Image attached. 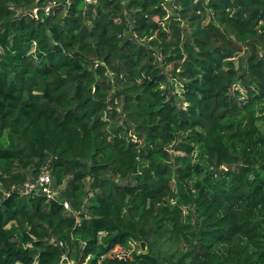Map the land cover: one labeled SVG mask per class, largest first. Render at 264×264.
Instances as JSON below:
<instances>
[{
    "label": "trees",
    "instance_id": "16d2710c",
    "mask_svg": "<svg viewBox=\"0 0 264 264\" xmlns=\"http://www.w3.org/2000/svg\"><path fill=\"white\" fill-rule=\"evenodd\" d=\"M260 121L264 0H0V264H264Z\"/></svg>",
    "mask_w": 264,
    "mask_h": 264
},
{
    "label": "built area",
    "instance_id": "2783aa9c",
    "mask_svg": "<svg viewBox=\"0 0 264 264\" xmlns=\"http://www.w3.org/2000/svg\"><path fill=\"white\" fill-rule=\"evenodd\" d=\"M92 0H86L91 2ZM49 7H47V10ZM53 181L51 172L48 169H42L38 176L23 186V193L29 194L32 192L40 191L48 197H55L57 192L53 189Z\"/></svg>",
    "mask_w": 264,
    "mask_h": 264
},
{
    "label": "rangeland",
    "instance_id": "374dc122",
    "mask_svg": "<svg viewBox=\"0 0 264 264\" xmlns=\"http://www.w3.org/2000/svg\"><path fill=\"white\" fill-rule=\"evenodd\" d=\"M259 126H261L264 129V121H260L259 122ZM261 213H264V208H261ZM131 248L137 252H143L146 251V246L143 244H139V243H131L130 244ZM114 255H119L122 257H128L129 256V251L123 249V248H117L114 251Z\"/></svg>",
    "mask_w": 264,
    "mask_h": 264
},
{
    "label": "water",
    "instance_id": "95a60500",
    "mask_svg": "<svg viewBox=\"0 0 264 264\" xmlns=\"http://www.w3.org/2000/svg\"><path fill=\"white\" fill-rule=\"evenodd\" d=\"M62 263H63V264H70V263L68 262V259H67V258H64V259L62 260Z\"/></svg>",
    "mask_w": 264,
    "mask_h": 264
}]
</instances>
